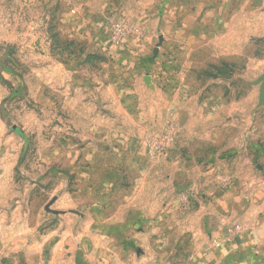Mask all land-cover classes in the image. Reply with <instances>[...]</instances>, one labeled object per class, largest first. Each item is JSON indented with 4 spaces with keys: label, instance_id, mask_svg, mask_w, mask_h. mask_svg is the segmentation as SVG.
Instances as JSON below:
<instances>
[{
    "label": "rangeland",
    "instance_id": "1",
    "mask_svg": "<svg viewBox=\"0 0 264 264\" xmlns=\"http://www.w3.org/2000/svg\"><path fill=\"white\" fill-rule=\"evenodd\" d=\"M110 2L0 0V156H21L14 181L35 197L40 230L65 229L70 219L80 225L92 189L94 233L115 239L118 249L119 201L135 184L164 182L156 171L169 156L175 206L185 212L205 201L219 222L221 236L204 249L232 244L222 264H264V238H241L249 236L247 224L264 221V211L261 219L246 216L257 187L264 204V103L256 84L264 74V0L215 1V10L235 13L230 34H213L227 18L215 27L200 19L187 45L177 28L163 29L144 55L135 48L145 40L137 19L124 4L103 11ZM120 26L130 30L115 43ZM188 151L205 162L191 179L181 174L190 167L182 160ZM231 185L238 204L224 202ZM58 189L76 193L72 207L50 195ZM239 203L245 213H227Z\"/></svg>",
    "mask_w": 264,
    "mask_h": 264
},
{
    "label": "crops",
    "instance_id": "2",
    "mask_svg": "<svg viewBox=\"0 0 264 264\" xmlns=\"http://www.w3.org/2000/svg\"><path fill=\"white\" fill-rule=\"evenodd\" d=\"M215 1L219 0H111L107 8L103 7V11L110 14L124 4L123 7L129 12L128 14L137 19L136 24H140L141 32L145 36L144 41L149 40L148 44L143 41L135 47L138 53L143 52L144 55L151 51L149 48L152 49L154 36L158 32L162 33L163 29L168 31L177 28V35L181 34L182 43L187 42L183 43L187 45L190 39L185 40V35L192 33L191 25H193L192 30L194 27L200 28V19L215 21L212 24L215 27L217 20L227 18L222 30L216 32L214 28L213 34H230L231 22L228 20L232 19L235 13L230 14L228 9L215 10ZM171 20L176 23L170 27ZM179 20L183 21L181 26L177 25ZM194 33L193 31L192 34ZM199 33L206 35L205 29L195 35ZM186 50L192 52L191 48ZM203 157L198 151L194 154L188 151L182 160L190 167L187 171L181 170L182 177L185 175L186 178L191 179V175L194 174L190 171L200 174L199 166L205 163L202 161ZM20 158V155L0 156V264H222L231 257L232 244L213 250L204 249L209 241L208 238L221 236L217 218H211L205 211L202 204L205 201H201L202 203L197 207L191 205L185 212H181L178 206H175L173 157L167 156L166 166L156 171L165 174L164 182H157L156 186L135 184L131 192L123 194L124 198L118 205L119 228L117 233L113 232L119 244L116 250L112 249L115 239L94 233L97 222L93 212L97 204L95 205L91 199L92 189L85 190L86 203L88 198L91 203L89 206L88 203L85 205V217L80 225L77 219H70L65 229L59 225L50 232L41 231L38 214L32 209V201L35 197L31 195L30 188L19 191L14 181V171ZM137 162L140 163L141 160ZM193 164L197 165L195 168L197 172L194 171ZM128 166L131 168L129 164ZM123 167L126 169L125 161ZM44 174L45 172L41 173L39 178ZM151 178L149 172L148 183ZM258 188L260 187L255 188L253 194L255 198L252 197L251 207L248 208L246 216L256 215L261 219L259 215L264 211V204L258 203L257 199L263 197ZM234 190L235 187L231 185L227 193L230 197H227L228 201L224 199L225 203L238 201L237 196H232ZM51 192L50 195H57V203L68 198V203L72 207L71 195L76 193H61L59 189ZM103 196L105 199L109 197L108 194H102L101 198ZM213 200V203L222 204L216 197ZM241 205L239 203L235 209L232 204H228L229 209L227 208L226 211L232 215L234 211L236 214L245 213L246 210ZM102 208L100 204L99 210ZM213 212L217 214L218 210L214 209ZM246 229L249 230V236L241 238H264L263 219L247 224ZM174 238H176L175 242ZM189 244H193L192 250L189 249Z\"/></svg>",
    "mask_w": 264,
    "mask_h": 264
},
{
    "label": "built area",
    "instance_id": "3",
    "mask_svg": "<svg viewBox=\"0 0 264 264\" xmlns=\"http://www.w3.org/2000/svg\"><path fill=\"white\" fill-rule=\"evenodd\" d=\"M129 30L130 28H127L126 26H120L119 28H115L111 36L112 41L117 43ZM235 230H238V228H236Z\"/></svg>",
    "mask_w": 264,
    "mask_h": 264
},
{
    "label": "water",
    "instance_id": "4",
    "mask_svg": "<svg viewBox=\"0 0 264 264\" xmlns=\"http://www.w3.org/2000/svg\"><path fill=\"white\" fill-rule=\"evenodd\" d=\"M256 84L260 85V89H259V102L260 104L264 103V74L263 76L256 82ZM15 130V129H14ZM15 132H17L18 134L21 135V132L19 130H15ZM48 210V208H47Z\"/></svg>",
    "mask_w": 264,
    "mask_h": 264
}]
</instances>
